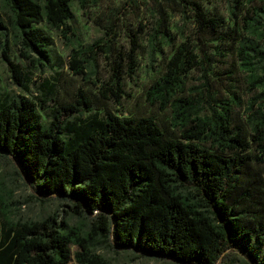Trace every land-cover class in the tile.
Wrapping results in <instances>:
<instances>
[{
    "label": "trees",
    "instance_id": "trees-1",
    "mask_svg": "<svg viewBox=\"0 0 264 264\" xmlns=\"http://www.w3.org/2000/svg\"><path fill=\"white\" fill-rule=\"evenodd\" d=\"M4 1L13 10L26 56L30 50L50 55L53 38L40 24L43 17L51 26L72 29L66 23L73 16L72 0ZM168 1L172 9L191 13L198 41L178 43L146 94L151 104L172 108L178 136H167L150 115L121 117L107 110L82 119L79 114L90 111L93 102L81 88L72 101L58 104L47 124L40 111L46 98L3 99L0 92V159L12 162L33 197L68 202L72 214L90 217L93 233L110 238L116 251L129 249L179 264H232L238 253L247 264H264V48L250 37L236 47L242 63L251 66L256 58L261 69L255 86L262 91L250 98L244 116L216 97L208 83L196 94L176 96L184 89L186 73L210 62L208 34L227 51L239 37L201 0ZM161 10L157 31L166 35L169 27ZM106 30L109 36L73 49L69 63L75 74L84 75L81 54L88 52L94 62L101 51L110 70L99 86L100 99L119 102L125 95L124 77L137 69L140 45L134 31L131 46L121 50L114 44L116 30L111 25ZM6 50L2 55L12 77L29 92L30 74ZM239 99L233 92L236 105H241ZM203 103L210 109L205 117L198 114ZM71 243L81 248L75 251L79 264H109L90 251L87 237L53 215L0 223V264H68Z\"/></svg>",
    "mask_w": 264,
    "mask_h": 264
},
{
    "label": "rangeland",
    "instance_id": "rangeland-1",
    "mask_svg": "<svg viewBox=\"0 0 264 264\" xmlns=\"http://www.w3.org/2000/svg\"><path fill=\"white\" fill-rule=\"evenodd\" d=\"M204 9L210 14L221 15L225 24L236 28L238 40H235L234 49L229 51L223 48L222 41L214 35L206 36V48L211 54L210 62L197 64L183 77L182 91L175 95H193L204 90L208 83L216 97L228 100L233 109L244 116L248 102L261 87L255 86L256 76L261 74L260 63L253 58V64L247 66L242 63L236 47L245 40V37L254 38L264 48V0H201ZM165 11V22L169 33L163 35L157 31L156 20L162 10ZM72 18L66 20L72 29L65 24L51 26L43 17L40 24L53 38L49 57L41 56L32 50L26 56L22 53L20 31L13 24V10L4 1L0 0V92L3 99L13 95H27L36 100L46 98L43 109H40L43 122L47 124L52 113L62 101H72L78 88L92 99L90 111L79 114L87 119L95 112L103 116L107 110L117 116L150 115L157 120L167 136H178V125L172 126V108H159V103H150L146 90L157 81L166 69V62L173 54L175 47L184 39L197 42L198 32L194 26V19L189 11L174 10L168 0H72L70 1ZM254 16V19L251 17ZM251 23H250V22ZM111 25L116 30L114 44L119 49H128L132 43L134 31L138 35L139 49L137 56L138 66L135 73L125 76V95L119 102L100 99L98 89L104 79L108 78L110 65L101 51L96 54V61H92L88 52H83L81 58L86 63L85 74L78 75L70 66L71 52L81 48L99 36L106 34V27ZM202 45V44H201ZM7 49L10 57L21 64L30 74L31 81L27 84L29 92L23 89L12 77L10 66L2 50ZM199 56H203L200 46L196 47ZM252 53V51H250ZM233 92L241 102L236 105L232 100ZM207 103L198 109L201 117L210 115ZM76 115L70 116L74 120ZM211 145V143H205ZM12 162L0 159V223H15L24 220H36L53 215L58 221L68 225L78 235L87 237L89 249L102 256L109 264H179L172 259L146 256L140 252L123 249L116 251L111 246V239L102 235H95L91 229L90 217L72 214L69 203L59 199L43 202L32 196V190L27 183L16 173ZM191 197L193 189L190 188ZM196 199H192L194 201ZM201 208V207H199ZM71 260L68 264H79L75 258V251L81 250L77 243H71ZM232 264H247L246 259L238 254ZM215 264H230L218 260Z\"/></svg>",
    "mask_w": 264,
    "mask_h": 264
}]
</instances>
